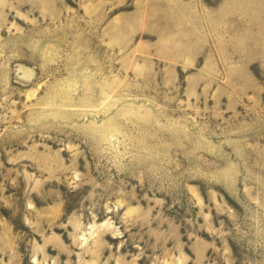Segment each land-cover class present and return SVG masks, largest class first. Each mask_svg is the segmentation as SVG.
<instances>
[{
	"label": "rangeland",
	"instance_id": "rangeland-1",
	"mask_svg": "<svg viewBox=\"0 0 264 264\" xmlns=\"http://www.w3.org/2000/svg\"><path fill=\"white\" fill-rule=\"evenodd\" d=\"M0 264H264V0H0Z\"/></svg>",
	"mask_w": 264,
	"mask_h": 264
}]
</instances>
